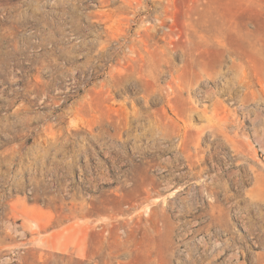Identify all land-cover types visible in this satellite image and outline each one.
Returning a JSON list of instances; mask_svg holds the SVG:
<instances>
[{
    "label": "rangeland",
    "instance_id": "1",
    "mask_svg": "<svg viewBox=\"0 0 264 264\" xmlns=\"http://www.w3.org/2000/svg\"><path fill=\"white\" fill-rule=\"evenodd\" d=\"M263 1L0 0V264H264Z\"/></svg>",
    "mask_w": 264,
    "mask_h": 264
},
{
    "label": "bare ground",
    "instance_id": "2",
    "mask_svg": "<svg viewBox=\"0 0 264 264\" xmlns=\"http://www.w3.org/2000/svg\"><path fill=\"white\" fill-rule=\"evenodd\" d=\"M211 1V3H214V4H216V3H219V2H223V3H226V5H227V8H228V11L226 12V13H219V11H217V9L216 8H214L213 9V11L209 14V17H210V21L208 22V23H203V24H201L200 23V27L202 28V29H204V30H206V31H208V32H211V33H217V34H220V35H224V38H225V35L229 32V31H231V25H228V22H230V21H239L240 20V18H243L242 16L245 14V16H246V9H248L247 11H250L251 9H255L256 8V6H257V4L258 5H261L260 4V0H210ZM264 2V1H263ZM263 5H264V3H263ZM264 7V6H263ZM244 8H246V9H244ZM260 8V7H259ZM257 9V8H256ZM258 10V9H257ZM256 10V11H257ZM260 10V9H259ZM262 10V9H261ZM229 12V13H228ZM264 12V11H263ZM258 14H259V12H257ZM251 14H252V16H254L253 15V13H252V11H251ZM262 14H264V13H262ZM256 15V14H255ZM248 16H250V14L248 15ZM263 16V15H262ZM226 17H227V19H226ZM258 17H259V15H258ZM253 18V17H252ZM255 18V17H254ZM260 19H263V18H260ZM243 20V19H242ZM245 20H246V18H245ZM248 20H250V18L248 19ZM257 20H258V18H257ZM261 23H262V21L261 20H259ZM259 21H256V22H258L259 23ZM234 24V23H233ZM232 24V25H233ZM261 26V25H260ZM257 29V28H256ZM260 29V28H259ZM258 30V29H257ZM261 30V29H260ZM259 31V30H258ZM239 31H235V33H238ZM263 32V31H262ZM264 33V32H263ZM240 34V33H239ZM242 34V33H241ZM244 34V33H243ZM247 34V33H246ZM248 34H250V33H248ZM256 34V33H255ZM219 35V36H220ZM221 36V37H222ZM242 37H243V35H241ZM248 37H249V35H248ZM200 38H201V43L203 44V45H210V42H209V40L207 39V37H204V36H200ZM235 38H236V36H235ZM248 39V38H247ZM251 39V38H250ZM237 40H238V38H237ZM241 42V41H240ZM248 43H249V41H247ZM225 43V42H224ZM214 45V44H213ZM212 45V46H213ZM227 45V44H226ZM215 46V45H214ZM217 47H218V45H216ZM215 46V47H216ZM221 46L222 45H220L219 47L221 48ZM255 46H256V44H255ZM205 47V46H204ZM218 47V48H219ZM231 48V47H230ZM256 48V47H255ZM234 49H235V47H234ZM243 50L245 51V48H243ZM264 50V45H262V47H261V45H260V48H259V51H263ZM241 52V51H240ZM250 52V51H249ZM197 54H195V56L196 57H202V55H204L205 54V51H198V52H196ZM242 53V52H241ZM257 53V52H256ZM260 53V52H259ZM226 54V53H225ZM244 54H246V53H244ZM226 56H228V55H226ZM257 56H258V53H257ZM243 57L245 58L246 56L245 55H243ZM258 57H260V56H258ZM234 58V57H233ZM229 59H231V58H229ZM246 59V58H245ZM235 60L236 59H234L232 62H234V66H235ZM231 61V60H230ZM224 63V62H223ZM183 76V77H182ZM180 75L179 73L178 74H176V75H172V82H174L175 84H176V86L178 87V90L180 91V92H184V91H187V90H192L193 89V87L195 86V85H198L199 83H201V82H204V81H214L215 79H217L218 77H219V74H214V73H208V72H206L205 70H202V71H200V70H197V69H194V68H192V69H190V74L189 75ZM262 81V80H261ZM264 81V80H263ZM209 88V87H208ZM213 94H214V92H213V90L212 89H209V90H204L203 91V96L205 97V98H210V97H212L213 96ZM193 100V99H192ZM201 100V99H200ZM193 102V101H192ZM174 113V112H173ZM180 119V118H179ZM156 121V120H155ZM179 121V120H178ZM181 121V120H180ZM153 123V122H152ZM182 124V123H181ZM148 125H150L149 123H148ZM183 125H185V127H187V124H186V122H184V124ZM182 125V126H183ZM155 126V125H154ZM161 126V125H160ZM151 127V126H150ZM254 131H256V130H254ZM257 132H259V130L257 131ZM186 133V132H185ZM254 134V133H253ZM181 135H183L182 133H181ZM146 136H148V135H146ZM161 137V136H160ZM182 138V137H181ZM220 138V137H219ZM161 139H163V138H161ZM170 140V139H169ZM168 140V141H169ZM217 140V139H216ZM159 141V140H158ZM164 141V140H163ZM255 141L259 144V146L262 148V150H264V130L261 132V133H256L255 134ZM154 143V142H153ZM169 143V142H168ZM181 143H183V142H181ZM173 145V144H172ZM168 146H169V144H168ZM176 146V145H175ZM181 146V145H180ZM184 146V145H183ZM158 147V146H157ZM161 149H162V147H161ZM167 150V149H166ZM177 150V149H176ZM199 150V149H198ZM175 151V150H174ZM180 151H182V150H180ZM167 152V151H166ZM104 153H106V152H104ZM109 154V153H108ZM179 154V153H178ZM176 156V155H175ZM181 156V155H180ZM206 156V155H205ZM181 157H183V156H181ZM207 157V156H206ZM172 158V157H171ZM199 159H200V157H199ZM77 160V159H76ZM166 160V159H165ZM175 160H176V158H175ZM179 160H180V158H179ZM168 161V160H167ZM166 161V162H167ZM73 162V161H72ZM172 163V162H171ZM176 163V162H175ZM74 165V164H73ZM172 166V165H171ZM187 166V165H186ZM90 168V167H89ZM88 172H90V171H88ZM92 177V176H91ZM156 182V181H155ZM170 185V184H169ZM167 187H169V186H167ZM171 187V186H170ZM153 189V188H152ZM148 191V190H147ZM155 191V190H154ZM190 193V192H189ZM221 246V245H220ZM220 246H218V247H220ZM217 247V246H216ZM221 251V250H220ZM222 252V251H221ZM220 252V253H221ZM237 256V255H236Z\"/></svg>",
    "mask_w": 264,
    "mask_h": 264
}]
</instances>
